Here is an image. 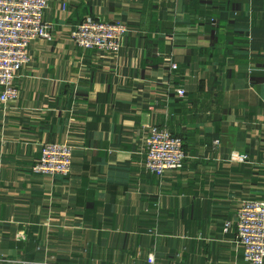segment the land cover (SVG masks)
Listing matches in <instances>:
<instances>
[{"label": "crops", "instance_id": "1", "mask_svg": "<svg viewBox=\"0 0 264 264\" xmlns=\"http://www.w3.org/2000/svg\"><path fill=\"white\" fill-rule=\"evenodd\" d=\"M88 17L127 27L120 52L70 41ZM44 18L0 103V264H248L222 229L264 197V0H50ZM153 124L187 156L162 178L139 155ZM45 143L72 148L69 175L31 171Z\"/></svg>", "mask_w": 264, "mask_h": 264}, {"label": "built area", "instance_id": "2", "mask_svg": "<svg viewBox=\"0 0 264 264\" xmlns=\"http://www.w3.org/2000/svg\"><path fill=\"white\" fill-rule=\"evenodd\" d=\"M50 0H0V103L8 105L18 99L16 80L23 66L30 61L28 48L36 40L50 41L53 24L44 18ZM127 27L119 22L104 23L88 17L70 32V41L79 49L92 50L103 55H116L121 51ZM175 72L178 65L169 62ZM179 99L186 91L179 83L172 84ZM213 145H217L216 142ZM137 154V153H136ZM143 169L162 178L166 173L181 169L187 158L183 140L157 125H148L139 153ZM247 156H238L244 163ZM72 148L65 144L45 143L41 146L37 162L31 171L38 175L67 176L71 171ZM234 230L235 243L248 264H264V197L243 200L233 222L225 223L223 232ZM146 264H156L152 254Z\"/></svg>", "mask_w": 264, "mask_h": 264}]
</instances>
